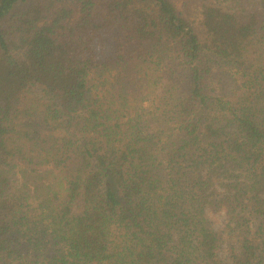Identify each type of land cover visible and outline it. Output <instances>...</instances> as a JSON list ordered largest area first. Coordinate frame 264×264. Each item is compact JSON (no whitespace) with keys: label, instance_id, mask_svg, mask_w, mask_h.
Returning a JSON list of instances; mask_svg holds the SVG:
<instances>
[{"label":"trees","instance_id":"16d2710c","mask_svg":"<svg viewBox=\"0 0 264 264\" xmlns=\"http://www.w3.org/2000/svg\"><path fill=\"white\" fill-rule=\"evenodd\" d=\"M0 264H264V0H0Z\"/></svg>","mask_w":264,"mask_h":264},{"label":"rangeland","instance_id":"374dc122","mask_svg":"<svg viewBox=\"0 0 264 264\" xmlns=\"http://www.w3.org/2000/svg\"><path fill=\"white\" fill-rule=\"evenodd\" d=\"M220 220H223V217H221Z\"/></svg>","mask_w":264,"mask_h":264}]
</instances>
